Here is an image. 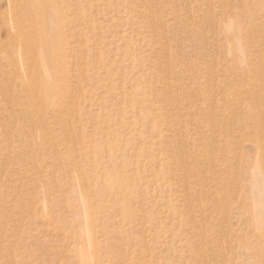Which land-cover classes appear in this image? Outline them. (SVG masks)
I'll return each mask as SVG.
<instances>
[{"label": "rangeland", "instance_id": "1", "mask_svg": "<svg viewBox=\"0 0 264 264\" xmlns=\"http://www.w3.org/2000/svg\"><path fill=\"white\" fill-rule=\"evenodd\" d=\"M48 1L0 0V264H264V0Z\"/></svg>", "mask_w": 264, "mask_h": 264}, {"label": "bare ground", "instance_id": "2", "mask_svg": "<svg viewBox=\"0 0 264 264\" xmlns=\"http://www.w3.org/2000/svg\"><path fill=\"white\" fill-rule=\"evenodd\" d=\"M47 4H49L48 0H29V5H28V7H29V9H28L29 14L28 15L31 17L30 19L34 20L35 25L38 27V30H39L38 33L40 36L39 39L43 44L44 43L46 44V41L49 42V40L47 39V34H46L48 31L47 32L45 31V29L47 27V19H46V12H45L46 8H47ZM52 7H50V8L52 9ZM49 33H50V31H49ZM45 46H47V44ZM42 52L44 54V51H42ZM47 54H48V52H47Z\"/></svg>", "mask_w": 264, "mask_h": 264}]
</instances>
